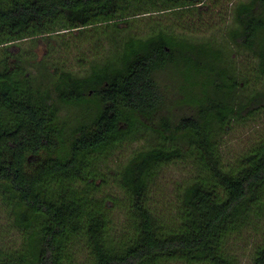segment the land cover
<instances>
[{
    "label": "trees",
    "instance_id": "16d2710c",
    "mask_svg": "<svg viewBox=\"0 0 264 264\" xmlns=\"http://www.w3.org/2000/svg\"><path fill=\"white\" fill-rule=\"evenodd\" d=\"M152 2L136 15L212 12L224 0H0V201L23 235L20 249L0 253V264H238L229 238L251 215L264 218V135L228 164L218 139L246 120V108L250 116L264 109V92L239 103L241 84L222 65L223 49L160 31L123 42L116 62L85 77L40 62L53 77L43 87L27 69L29 52L17 46L109 28ZM232 14L227 38L257 59L264 81V0L240 1ZM67 107L94 109L95 117L70 128L60 119ZM145 129L161 142L119 169L124 199L98 198L97 179L107 182L98 162ZM187 157L198 174L179 186L169 220L152 205V191L164 167ZM120 207L126 222L117 231L112 214ZM77 240L89 253L83 262L73 251ZM252 264H264V228Z\"/></svg>",
    "mask_w": 264,
    "mask_h": 264
},
{
    "label": "rangeland",
    "instance_id": "374dc122",
    "mask_svg": "<svg viewBox=\"0 0 264 264\" xmlns=\"http://www.w3.org/2000/svg\"><path fill=\"white\" fill-rule=\"evenodd\" d=\"M240 1L247 0H224L219 9L213 8L212 12L206 13L183 9L179 13L164 11L136 15L141 12V8L145 11L146 6H153V2L151 5L143 3L140 7H132L121 21L109 24V28L108 25L88 27L82 31L55 35L51 43L39 38L20 42L17 46L29 52L32 61L31 64L27 63V69L35 83L44 87L51 83L53 77L40 68L38 64L40 62L85 77L91 73L95 65L116 62V59L123 55V42L132 37L145 39L160 31L178 36L184 35L190 42H209L216 48L224 50L222 65L234 72V76L241 84L239 103L247 105L254 92H264V81L257 79V59L248 52L237 50L227 38L228 28L234 26L232 11ZM50 51L53 53L50 54ZM194 93L199 95L201 89L194 90ZM185 97L186 95H183L181 99L184 100ZM188 97L191 96L188 94ZM251 108L248 107L242 112L245 121L233 123L218 139L220 155L227 164L233 163L240 154L264 135V109L250 116ZM183 109L187 111L186 107ZM85 116L93 119L94 109L87 111L84 107H67L60 113L61 121L67 123L70 128L82 123ZM154 127L158 128L155 125ZM140 137L136 141L127 140L117 144L110 155L98 162V172L102 179L107 181L104 183L101 178L97 179L102 185L97 194L98 198L112 197L120 201L124 199L122 190L116 185L119 169L135 151L150 148L161 142L157 133L146 129L141 131ZM197 167L195 160L187 157L184 160L174 161L164 167L160 173L152 191L151 203L164 218L171 220L176 216L179 205L177 190L181 184L198 174ZM112 218L115 229L120 231L126 222V210L118 208L113 212ZM263 226L264 218L257 219L251 215L242 230L229 238L228 248L238 264H252V253L261 240ZM22 243V233L14 227L12 216L0 201V253L15 252L20 249ZM73 251L80 262L85 261L89 256L82 240L76 241Z\"/></svg>",
    "mask_w": 264,
    "mask_h": 264
}]
</instances>
